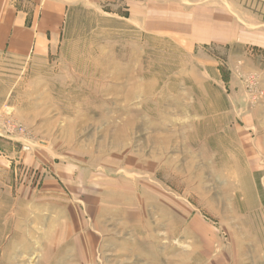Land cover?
<instances>
[{
	"label": "rangeland",
	"instance_id": "rangeland-1",
	"mask_svg": "<svg viewBox=\"0 0 264 264\" xmlns=\"http://www.w3.org/2000/svg\"><path fill=\"white\" fill-rule=\"evenodd\" d=\"M0 264H264V0H82L1 57Z\"/></svg>",
	"mask_w": 264,
	"mask_h": 264
},
{
	"label": "crops",
	"instance_id": "crops-1",
	"mask_svg": "<svg viewBox=\"0 0 264 264\" xmlns=\"http://www.w3.org/2000/svg\"><path fill=\"white\" fill-rule=\"evenodd\" d=\"M82 0H0V58L43 57L60 38L70 7Z\"/></svg>",
	"mask_w": 264,
	"mask_h": 264
}]
</instances>
